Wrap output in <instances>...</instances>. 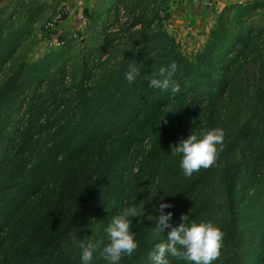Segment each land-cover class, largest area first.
<instances>
[{
  "label": "trees",
  "instance_id": "1",
  "mask_svg": "<svg viewBox=\"0 0 264 264\" xmlns=\"http://www.w3.org/2000/svg\"><path fill=\"white\" fill-rule=\"evenodd\" d=\"M144 19H128L131 32L114 42L113 60L106 54L114 32L103 27L84 38L76 58L66 44L0 79V264H80L78 243L88 240L99 245L93 264L103 261V228L135 196L152 206L147 218L158 220L161 203L172 215L155 236L157 223L130 217L134 259L166 242L182 215L223 232L221 264L243 253L241 212L250 197L238 196V174L264 178V50H252L249 32L227 34L220 22L187 53ZM173 61L179 91L148 87ZM130 64L139 72L131 83ZM217 127V159L185 177L170 145Z\"/></svg>",
  "mask_w": 264,
  "mask_h": 264
},
{
  "label": "rangeland",
  "instance_id": "2",
  "mask_svg": "<svg viewBox=\"0 0 264 264\" xmlns=\"http://www.w3.org/2000/svg\"><path fill=\"white\" fill-rule=\"evenodd\" d=\"M217 1L210 0L213 3L208 4L212 6L208 15H179L175 8L177 3L183 2L181 0H0V79L9 76L19 65L41 60L66 44L67 55H76V58L83 50L81 43L84 44V38L90 41L92 35H102L105 28L114 32V35H108V40L112 38V41L107 50L110 52L106 54L113 60L119 52L118 48H113L115 45L119 47L114 42H121L131 32L127 24L136 15H142L152 21V25L160 26L187 53L201 48L211 30L220 22L226 26L227 34L249 32L253 35L249 44L252 50L263 51L264 0H242L218 11L213 6ZM116 15H120L118 19ZM137 27L139 24L133 28ZM244 173V170L239 172L243 182L237 184L238 196L250 197L241 212L242 217L247 219L241 224L244 231L239 242L243 253L229 254V257L235 255L233 264H264V178L260 176L249 180L251 176ZM150 195L147 193L146 197ZM132 199L130 206L137 210L133 218L137 217L138 221L146 218L147 226L157 223L158 220L147 218L148 210L153 208L144 197L135 196ZM94 223L98 232L99 222ZM148 250L152 252L154 245ZM149 253L137 259L132 255L124 256L120 264H151ZM2 257L0 253V261ZM221 262L217 257L212 264ZM97 264H106V261L98 260ZM182 264L185 262L182 261Z\"/></svg>",
  "mask_w": 264,
  "mask_h": 264
},
{
  "label": "clouds",
  "instance_id": "3",
  "mask_svg": "<svg viewBox=\"0 0 264 264\" xmlns=\"http://www.w3.org/2000/svg\"><path fill=\"white\" fill-rule=\"evenodd\" d=\"M177 67L174 61L166 67L161 66L157 75L148 80V87L161 92L169 90L171 93L178 92L180 86L173 80ZM128 69L124 76L131 83L139 72L135 64H130ZM223 137V129L217 127L198 133L191 132L175 145H170V152L180 156L179 168L182 174L190 177L199 169L212 166L218 156L217 146L222 145ZM168 207L172 205L168 203L159 205L161 215L158 217L157 226L153 228L154 234L164 233V230L170 227L169 219L172 213L162 212ZM136 215L137 210L134 206L125 207L103 228L108 243L99 248L98 254L106 264H120L122 257L131 256L137 249L135 233L130 231V217ZM181 220L184 222L166 233V242L154 245V250L149 253L151 264H169V257L184 261L185 264H212L220 254L223 232L211 222H189L188 215H182ZM98 247V242L80 241L78 243L80 264H93L94 253H97Z\"/></svg>",
  "mask_w": 264,
  "mask_h": 264
},
{
  "label": "crops",
  "instance_id": "4",
  "mask_svg": "<svg viewBox=\"0 0 264 264\" xmlns=\"http://www.w3.org/2000/svg\"><path fill=\"white\" fill-rule=\"evenodd\" d=\"M181 1L183 2L177 3L176 5L177 7L175 8V10H177L176 14H179V15H198V14L208 15V11L212 9V6L208 4L213 3V2H210V0H181ZM240 1L242 0H218L217 3H215L213 6L218 11L222 7H225L227 5L234 4ZM172 5H171V8H173ZM182 5H184V7Z\"/></svg>",
  "mask_w": 264,
  "mask_h": 264
}]
</instances>
